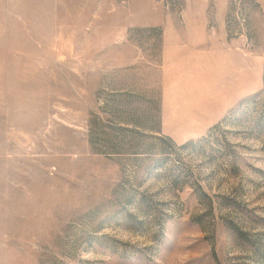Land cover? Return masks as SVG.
I'll list each match as a JSON object with an SVG mask.
<instances>
[{
	"label": "rangeland",
	"instance_id": "rangeland-1",
	"mask_svg": "<svg viewBox=\"0 0 264 264\" xmlns=\"http://www.w3.org/2000/svg\"><path fill=\"white\" fill-rule=\"evenodd\" d=\"M88 1L55 150H0V264H264V0ZM190 34L244 54L255 92H194L163 53Z\"/></svg>",
	"mask_w": 264,
	"mask_h": 264
},
{
	"label": "crops",
	"instance_id": "crops-1",
	"mask_svg": "<svg viewBox=\"0 0 264 264\" xmlns=\"http://www.w3.org/2000/svg\"><path fill=\"white\" fill-rule=\"evenodd\" d=\"M90 3L0 0V150L6 152L2 156L28 160L38 157L37 152L55 150L51 146L56 143L54 129L62 128L63 113L79 109L75 80L87 77L89 71L93 74V66L74 52L94 27ZM201 18L199 12L197 22L187 21L181 27L203 30L206 26ZM169 25L162 28V43L176 29V24ZM190 35L164 39L163 53L172 57L170 68L190 78L191 87L198 89L194 92L208 94L211 87L220 99L224 89L238 97L255 92L254 67L244 54L224 50L221 44L209 47ZM158 79L162 86V77Z\"/></svg>",
	"mask_w": 264,
	"mask_h": 264
}]
</instances>
